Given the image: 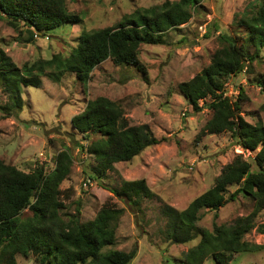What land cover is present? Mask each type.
Segmentation results:
<instances>
[{
	"label": "rangeland",
	"instance_id": "1",
	"mask_svg": "<svg viewBox=\"0 0 264 264\" xmlns=\"http://www.w3.org/2000/svg\"><path fill=\"white\" fill-rule=\"evenodd\" d=\"M165 1L68 0L69 11L79 17V22L50 30L46 35H35L32 40L27 26L11 24L0 16V48L19 67L58 53L68 56L77 46L82 31L113 27L137 8ZM253 2L202 0L189 22L166 33L164 43L140 46L143 70L133 65H118L109 58L93 70L87 86L73 72L65 73L59 83L43 77L40 87H23V108L18 115L7 116L1 110L10 96L0 83V158L25 172L43 165L48 174L56 167L57 155L68 149L73 163L60 185V198L65 203L61 216L67 219L69 215L79 214L80 220L86 222L104 204L112 203L123 208L124 213L119 220L116 243L109 247L125 251L136 247L137 255L130 264H182L184 252L197 244L200 237L183 244L166 240L162 229L169 218L164 210L187 208L214 185L225 165L237 155L252 160L255 154L238 145L230 131L198 138L214 113L206 106L211 97L200 100L199 105L203 107L194 110L180 86L211 63L221 46L220 34L228 33L238 39L246 36L235 21ZM253 11L256 10L253 8ZM254 52L255 48L250 47V53ZM246 65L242 72L229 77L223 90L226 96L240 102L241 115L247 121L255 124L261 118L264 122V48L258 57L247 60ZM99 96L118 103L131 125L148 124L160 142L132 160L115 163L101 179H92L90 175L97 161L88 152L90 140L73 128L72 118L86 109L89 100ZM78 143L85 146L84 150ZM137 179H145L157 195L144 199L141 210L129 206L112 191L120 188L124 180ZM237 187H229L227 196ZM253 209V200L240 194L219 210H201L199 226L212 230L215 222L230 224ZM23 214L31 216L32 213L25 209ZM263 223L264 210L256 217L255 226L245 239L264 244V233L259 231ZM17 261L38 264L32 256L21 254L17 255ZM205 264L217 262L210 257ZM230 264H264V249L236 253Z\"/></svg>",
	"mask_w": 264,
	"mask_h": 264
},
{
	"label": "trees",
	"instance_id": "2",
	"mask_svg": "<svg viewBox=\"0 0 264 264\" xmlns=\"http://www.w3.org/2000/svg\"><path fill=\"white\" fill-rule=\"evenodd\" d=\"M67 1L0 0V16L11 24L27 26L32 40L35 35H46L50 30L79 22V17L69 11ZM201 2L166 0L160 5L137 8L113 27L82 31L77 46L68 56L58 53L21 67L0 48V83L10 96L1 110L7 116L18 115L23 108V87H40L43 77L59 83L65 73L73 72L87 86L93 70L109 58L118 65H133L143 70L140 46L164 43L166 33L189 22ZM250 5L235 21L246 36L238 39L228 33L220 34L221 46L211 63L180 86L194 110L203 107L200 100L211 97L206 106L214 113L198 138L230 131L238 145L255 154L252 160L237 155L225 165L214 185L187 208L164 210L169 218L162 229L166 240L183 244L200 237L197 244L184 252L182 264H205L210 257L217 264H230L236 253L264 249V244L245 239L264 210V122L261 118L255 124L247 121L241 115L240 102L226 96L223 90L229 77L242 72L247 60L258 57L264 48V0H254L251 10ZM72 126L90 140L88 152L97 161L90 175L92 179H101L115 163L132 160L160 142L148 124L131 125L122 107L105 96L89 100L86 109L72 118ZM78 146L85 148L83 144ZM72 163L68 149L57 155L56 167L48 174L43 165L25 172L0 158V264H18V254L32 256L38 264H130L136 257V247L130 251L109 247L116 243L123 208L106 203L86 222L80 220L79 214H68L67 219L61 216L65 203L60 198V185L69 175ZM234 185L237 189L227 196L229 187ZM112 191L138 210L144 199L157 196L145 179L124 180L120 188ZM240 194L253 200L251 213L237 217L230 224L215 222L212 230L199 226L201 210H219ZM25 209L31 216H24ZM259 231L264 233V223Z\"/></svg>",
	"mask_w": 264,
	"mask_h": 264
}]
</instances>
